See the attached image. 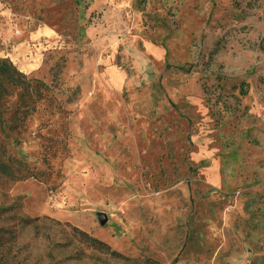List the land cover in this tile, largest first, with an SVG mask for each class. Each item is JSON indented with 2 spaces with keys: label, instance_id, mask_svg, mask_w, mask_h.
I'll return each mask as SVG.
<instances>
[{
  "label": "rangeland",
  "instance_id": "374dc122",
  "mask_svg": "<svg viewBox=\"0 0 264 264\" xmlns=\"http://www.w3.org/2000/svg\"><path fill=\"white\" fill-rule=\"evenodd\" d=\"M0 58L51 87L0 122L1 264H264V0H0Z\"/></svg>",
  "mask_w": 264,
  "mask_h": 264
},
{
  "label": "trees",
  "instance_id": "16d2710c",
  "mask_svg": "<svg viewBox=\"0 0 264 264\" xmlns=\"http://www.w3.org/2000/svg\"><path fill=\"white\" fill-rule=\"evenodd\" d=\"M54 82L58 81L55 79ZM240 89L243 95L247 94L248 91L245 85L242 84ZM50 92L51 87L45 82L30 78L27 74L20 71L9 58H0V122L3 121L10 110L11 128L14 130L22 128L27 119L37 111L38 106L47 101ZM10 104L12 105L11 107H9ZM1 155L2 152L0 151V172L6 174L9 167L3 162ZM28 177L34 178L35 175H29ZM6 178L17 180L14 175L10 174L6 175ZM31 222L26 221L27 224H31ZM72 230L79 236L80 241L90 249L105 253L114 260L130 261L127 257L114 251L108 243L90 236L75 227H72Z\"/></svg>",
  "mask_w": 264,
  "mask_h": 264
},
{
  "label": "water",
  "instance_id": "95a60500",
  "mask_svg": "<svg viewBox=\"0 0 264 264\" xmlns=\"http://www.w3.org/2000/svg\"><path fill=\"white\" fill-rule=\"evenodd\" d=\"M106 221H107L106 217L103 216V217H102V223L105 224Z\"/></svg>",
  "mask_w": 264,
  "mask_h": 264
}]
</instances>
